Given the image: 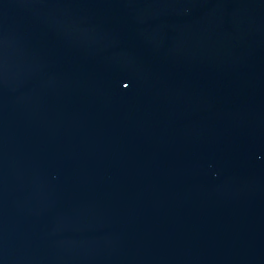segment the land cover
<instances>
[{
  "label": "water",
  "instance_id": "water-1",
  "mask_svg": "<svg viewBox=\"0 0 264 264\" xmlns=\"http://www.w3.org/2000/svg\"><path fill=\"white\" fill-rule=\"evenodd\" d=\"M0 264H264V0H0Z\"/></svg>",
  "mask_w": 264,
  "mask_h": 264
},
{
  "label": "snow or ice",
  "instance_id": "snow-or-ice-1",
  "mask_svg": "<svg viewBox=\"0 0 264 264\" xmlns=\"http://www.w3.org/2000/svg\"><path fill=\"white\" fill-rule=\"evenodd\" d=\"M125 87H128L127 85H125Z\"/></svg>",
  "mask_w": 264,
  "mask_h": 264
}]
</instances>
